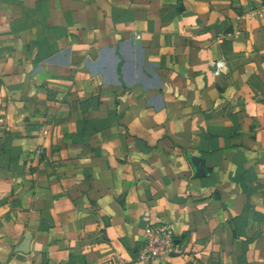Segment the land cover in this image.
I'll list each match as a JSON object with an SVG mask.
<instances>
[{
    "label": "crops",
    "instance_id": "crops-1",
    "mask_svg": "<svg viewBox=\"0 0 264 264\" xmlns=\"http://www.w3.org/2000/svg\"><path fill=\"white\" fill-rule=\"evenodd\" d=\"M0 116V264H264V0H0Z\"/></svg>",
    "mask_w": 264,
    "mask_h": 264
},
{
    "label": "built area",
    "instance_id": "built-area-1",
    "mask_svg": "<svg viewBox=\"0 0 264 264\" xmlns=\"http://www.w3.org/2000/svg\"><path fill=\"white\" fill-rule=\"evenodd\" d=\"M217 72H224L221 61L217 62ZM5 125V118L0 116V128ZM41 149L38 150L40 153ZM177 252L172 229L166 224L150 228L143 242L137 247L135 260L138 263H162L168 256Z\"/></svg>",
    "mask_w": 264,
    "mask_h": 264
}]
</instances>
